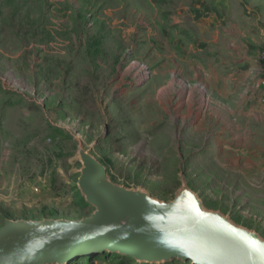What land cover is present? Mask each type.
Wrapping results in <instances>:
<instances>
[{"label":"rangeland","instance_id":"374dc122","mask_svg":"<svg viewBox=\"0 0 264 264\" xmlns=\"http://www.w3.org/2000/svg\"><path fill=\"white\" fill-rule=\"evenodd\" d=\"M185 5L0 0V228L91 214L77 188L81 143L119 184L170 201L185 181L264 237V27L189 22Z\"/></svg>","mask_w":264,"mask_h":264},{"label":"water","instance_id":"95a60500","mask_svg":"<svg viewBox=\"0 0 264 264\" xmlns=\"http://www.w3.org/2000/svg\"><path fill=\"white\" fill-rule=\"evenodd\" d=\"M77 188L93 207L75 220L6 219L0 264H67L79 256L114 254L140 263L264 264V237L205 207L182 181L172 200L119 184L79 143Z\"/></svg>","mask_w":264,"mask_h":264},{"label":"crops","instance_id":"0c3cea01","mask_svg":"<svg viewBox=\"0 0 264 264\" xmlns=\"http://www.w3.org/2000/svg\"><path fill=\"white\" fill-rule=\"evenodd\" d=\"M185 1L184 10L189 11V22H259L258 25L264 27V0ZM240 11L242 18L236 13ZM255 62V69L260 72L261 66L257 60Z\"/></svg>","mask_w":264,"mask_h":264},{"label":"built area","instance_id":"2783aa9c","mask_svg":"<svg viewBox=\"0 0 264 264\" xmlns=\"http://www.w3.org/2000/svg\"><path fill=\"white\" fill-rule=\"evenodd\" d=\"M257 61L260 64L261 71L264 74V48H262L260 50V52L258 53V55H257ZM260 83H261L262 86H264V75H263V78L261 79ZM261 100L264 103V96H262V99Z\"/></svg>","mask_w":264,"mask_h":264}]
</instances>
